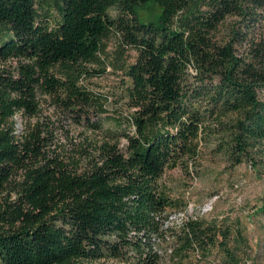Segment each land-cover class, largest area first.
Returning a JSON list of instances; mask_svg holds the SVG:
<instances>
[{"label": "trees", "instance_id": "16d2710c", "mask_svg": "<svg viewBox=\"0 0 264 264\" xmlns=\"http://www.w3.org/2000/svg\"><path fill=\"white\" fill-rule=\"evenodd\" d=\"M148 3L160 12L143 21ZM112 33L137 52L121 67L135 108L121 135L88 117L95 101L81 82L103 72L87 65L102 61ZM10 58L14 69L0 71V264H162L168 246L166 264H243L238 223L164 226L186 203L160 179L188 172L204 134L234 163L264 148V0H0V60ZM38 94L61 111L42 115ZM65 123L103 138L78 142L58 133Z\"/></svg>", "mask_w": 264, "mask_h": 264}, {"label": "rangeland", "instance_id": "374dc122", "mask_svg": "<svg viewBox=\"0 0 264 264\" xmlns=\"http://www.w3.org/2000/svg\"><path fill=\"white\" fill-rule=\"evenodd\" d=\"M159 12L160 8L155 3L138 9L143 21L157 19ZM136 56V50L122 42L121 33H112L105 40V49L100 54L102 61L87 65L90 71L103 70L98 76H85L81 82L91 91L95 101V105L87 110L88 117L99 119L105 131L121 135L122 130L132 129L128 126V117L133 115L135 108L128 98L130 83L121 67L133 63ZM17 63L15 58L0 60V71H12ZM38 98L42 115L55 117L61 111L54 105V99L41 94ZM14 120L15 132L21 133L24 118L17 113ZM213 125L210 123L209 127ZM65 129L78 142L85 137L95 142L103 138L101 134L68 123L58 129V133L64 134ZM120 135L119 147L124 148L126 141ZM215 137L213 133L202 136L198 143V158L195 164L189 166L188 172L179 167L165 170L160 179L161 186L172 197L186 203L184 210H171L168 220L179 224L183 219L179 211H185L198 217L226 218L231 225L238 223L245 238V242L237 244L242 263L264 264V148L259 145L239 163H234L223 151L216 150ZM11 196L14 198L13 194ZM80 264L123 263L118 259H104L96 263L82 261Z\"/></svg>", "mask_w": 264, "mask_h": 264}, {"label": "built area", "instance_id": "2783aa9c", "mask_svg": "<svg viewBox=\"0 0 264 264\" xmlns=\"http://www.w3.org/2000/svg\"><path fill=\"white\" fill-rule=\"evenodd\" d=\"M184 210V209H183ZM179 213H180V215L183 217V219L181 220V222L179 223V224H173L172 222H170L168 219H166L165 221H164V226L165 227H167V226H170V227H174L175 229H179V228H181L184 224H185V222L190 218V217H195L194 215H189V214H187V213H185V211H179ZM168 218H169V216H168ZM171 247H167V248H165V250L163 251V253H162V255L164 256V262H163V264H166V262L168 261L167 260V257H168V255L170 254V252H171ZM104 259H107L108 261H113L115 258H102V259H96V260H92V261H85V262H90V263H92V262H94V263H96V262H98V261H103ZM117 260V259H116ZM80 262H82V261H78L76 264H80Z\"/></svg>", "mask_w": 264, "mask_h": 264}]
</instances>
